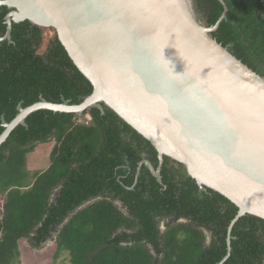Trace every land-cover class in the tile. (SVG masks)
Wrapping results in <instances>:
<instances>
[{"label": "trees", "instance_id": "16d2710c", "mask_svg": "<svg viewBox=\"0 0 264 264\" xmlns=\"http://www.w3.org/2000/svg\"><path fill=\"white\" fill-rule=\"evenodd\" d=\"M222 1L227 12L212 37L264 78V0ZM193 4L207 26L223 13L220 0ZM9 10L0 5V37ZM46 35L24 20L0 40V133L18 105L80 103L92 91L57 36ZM47 141L48 165L31 173L26 154ZM145 160L159 167L151 143L106 107L30 113L0 145V264H18L21 240L36 248L54 233V259L66 251L71 264H253L264 254L262 218L236 217L234 203L201 189L184 165L167 166V156L158 182ZM202 228L215 236L206 248Z\"/></svg>", "mask_w": 264, "mask_h": 264}, {"label": "water", "instance_id": "95a60500", "mask_svg": "<svg viewBox=\"0 0 264 264\" xmlns=\"http://www.w3.org/2000/svg\"><path fill=\"white\" fill-rule=\"evenodd\" d=\"M193 0H0L12 22L50 29L92 91L80 103L44 98L2 121L0 145L39 109L113 111L203 190L264 220V78L211 35ZM161 182L160 167L146 161ZM54 196L52 197V200ZM86 204V203H84Z\"/></svg>", "mask_w": 264, "mask_h": 264}, {"label": "rangeland", "instance_id": "374dc122", "mask_svg": "<svg viewBox=\"0 0 264 264\" xmlns=\"http://www.w3.org/2000/svg\"><path fill=\"white\" fill-rule=\"evenodd\" d=\"M46 31L47 39L53 38L55 32L50 29H44ZM81 122L87 123L86 119H80ZM52 142H40L34 149L26 154V168L31 173L45 168L48 165V157L50 149L52 148ZM1 205V197H0ZM54 235L52 238L44 242L40 247H33L28 243L26 239H23L19 243V262L18 264H71L70 256L68 252H62L61 255L54 259Z\"/></svg>", "mask_w": 264, "mask_h": 264}, {"label": "flooded vegetation", "instance_id": "af4514ba", "mask_svg": "<svg viewBox=\"0 0 264 264\" xmlns=\"http://www.w3.org/2000/svg\"><path fill=\"white\" fill-rule=\"evenodd\" d=\"M158 156V155H157ZM159 160V159H158ZM145 161H148V160H145ZM149 162V161H148ZM162 162H163V160H162ZM161 162V163H162ZM150 163V162H149ZM160 163V162H159ZM180 165V166H179ZM153 166V165H152ZM167 166H174L175 168H180L182 165L181 164H179V163H177V162H175V161H173V160H171L170 158H169V160H168V164H167ZM160 168H161V165L159 166ZM158 168V167H157ZM155 169V168H154ZM115 203H117V205H119V207H121L123 210H125V206L122 204V202H121V200L119 199V198H117L116 200H115ZM169 219H170V217H168V218H166L165 220L163 219V220H161V222H160V224H159V226H158V228H159V230L161 231V232H163L164 230H165V225H164V221H169ZM178 221H180V222H185L186 220L184 219V218H179L178 219ZM262 228H264L262 225H259L258 226V228L256 229V231H258V232H262ZM231 229H232V226L230 225L229 227H228V232L226 233V243L228 244V249L230 250L231 248H230V241H231V239L232 238H234L232 235H231ZM202 230H203V232H204V236H205V242H204V248H206V247H208L209 245H210V243H211V241L213 240V239H215V236H214V234H213V232L210 230V229H207V228H202ZM159 257H160V255H159ZM252 260H253V264H264V254H262L261 255V257L260 258H257V259H255V258H252ZM242 264V263H241ZM246 264V263H245Z\"/></svg>", "mask_w": 264, "mask_h": 264}, {"label": "clouds", "instance_id": "9594fccd", "mask_svg": "<svg viewBox=\"0 0 264 264\" xmlns=\"http://www.w3.org/2000/svg\"><path fill=\"white\" fill-rule=\"evenodd\" d=\"M55 236H56V235H54V239H55ZM53 241H54V240H53Z\"/></svg>", "mask_w": 264, "mask_h": 264}]
</instances>
